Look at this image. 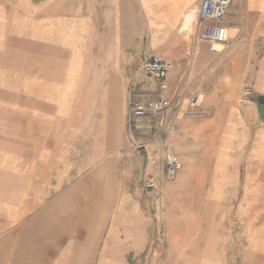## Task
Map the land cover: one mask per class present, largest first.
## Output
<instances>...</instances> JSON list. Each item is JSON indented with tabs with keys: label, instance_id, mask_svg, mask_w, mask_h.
I'll list each match as a JSON object with an SVG mask.
<instances>
[{
	"label": "crops",
	"instance_id": "crops-1",
	"mask_svg": "<svg viewBox=\"0 0 264 264\" xmlns=\"http://www.w3.org/2000/svg\"><path fill=\"white\" fill-rule=\"evenodd\" d=\"M201 1L0 0L1 24L30 18L81 36L89 52L84 66L91 68L80 75L71 69L61 78L29 76L31 84L21 86L81 99L89 121L74 154L60 153L64 144L50 140H41L39 152L24 154L23 140L17 143L15 166L0 171V264H155L153 211L193 183L189 154L198 152L200 131L214 128L229 150L248 140L264 143V0H230L221 24L233 44L223 49L201 40L195 21L187 36L182 31L185 16L195 14ZM193 41L197 47L191 48ZM151 57L172 64L167 94L180 92L182 109L197 94L211 112L205 119L179 115L172 134L135 149L146 139L128 130L129 86L154 89L139 68ZM66 65L77 64L70 59ZM244 86L249 96H242ZM240 101L253 111L243 112ZM167 150L185 163L173 180L163 174ZM149 174L160 179L152 189L144 185ZM177 230L166 222L164 238L172 243L166 256L183 264L190 253Z\"/></svg>",
	"mask_w": 264,
	"mask_h": 264
},
{
	"label": "rangeland",
	"instance_id": "rangeland-1",
	"mask_svg": "<svg viewBox=\"0 0 264 264\" xmlns=\"http://www.w3.org/2000/svg\"><path fill=\"white\" fill-rule=\"evenodd\" d=\"M60 30L30 18L0 23V171L15 166L20 140L24 154L43 149L41 140L64 144L60 150L74 154L87 133L89 113L81 99L21 88L31 84L29 76L61 78L71 69L79 75L91 73L84 66L88 44L79 35L57 33ZM195 46L193 41L191 48ZM200 51L207 53L203 45ZM70 59L77 65L68 67ZM194 142L199 147L189 154L193 183L153 211L159 237L151 239L153 261L172 264L166 256L172 245L164 238L167 222L178 229L180 245L190 253L183 264H264V143L248 140L225 149L214 128L200 131ZM215 189L222 193L213 194Z\"/></svg>",
	"mask_w": 264,
	"mask_h": 264
},
{
	"label": "built area",
	"instance_id": "built-area-1",
	"mask_svg": "<svg viewBox=\"0 0 264 264\" xmlns=\"http://www.w3.org/2000/svg\"><path fill=\"white\" fill-rule=\"evenodd\" d=\"M230 0H202L197 9L194 21L197 26L198 37L211 44H220L221 49L233 44L227 36L226 28L221 24L229 7ZM140 70L148 77L154 87L152 91L135 90L129 87V113L128 130L145 137L143 143H134L135 149H144L146 144L156 142L164 135L174 132V119L181 117H204L209 114V108L203 105L199 95L193 94L182 109L183 98L180 92L167 94L166 75L172 68V64L159 57H151L140 62ZM251 94V89L244 86L242 96ZM163 174L168 180H172L182 169L183 163L177 154L167 150L164 155ZM155 162L154 159L151 160ZM159 176L149 174L145 177L144 185L152 189L159 185Z\"/></svg>",
	"mask_w": 264,
	"mask_h": 264
},
{
	"label": "bare ground",
	"instance_id": "bare-ground-1",
	"mask_svg": "<svg viewBox=\"0 0 264 264\" xmlns=\"http://www.w3.org/2000/svg\"><path fill=\"white\" fill-rule=\"evenodd\" d=\"M194 16H195V14H194V11L192 10L184 18V21L182 23V31L185 33V36H187L188 33L190 31H192V29H193Z\"/></svg>",
	"mask_w": 264,
	"mask_h": 264
},
{
	"label": "water",
	"instance_id": "water-1",
	"mask_svg": "<svg viewBox=\"0 0 264 264\" xmlns=\"http://www.w3.org/2000/svg\"><path fill=\"white\" fill-rule=\"evenodd\" d=\"M241 109L245 113L246 112H252L253 106L250 103L243 101V103L241 104Z\"/></svg>",
	"mask_w": 264,
	"mask_h": 264
}]
</instances>
